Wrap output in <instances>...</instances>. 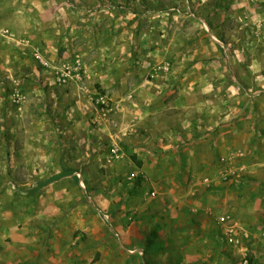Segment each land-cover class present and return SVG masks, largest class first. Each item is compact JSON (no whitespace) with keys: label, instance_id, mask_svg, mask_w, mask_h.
<instances>
[{"label":"rangeland","instance_id":"374dc122","mask_svg":"<svg viewBox=\"0 0 264 264\" xmlns=\"http://www.w3.org/2000/svg\"><path fill=\"white\" fill-rule=\"evenodd\" d=\"M60 2L49 18L40 9L20 12L1 30L13 54L0 68V263L15 249L11 233L23 238L30 226V254H17L24 248L15 240L16 263L59 256L55 264H264V253L253 251L264 246V0ZM115 19L129 30L126 53L155 65L142 61L111 99L84 70L111 47ZM157 114L165 129H192V140L175 134L180 153L156 151L153 136L146 142L161 129L148 124ZM227 127L239 128L235 139ZM197 140L207 153L181 152L202 150ZM142 159L148 172L137 165ZM102 194L108 222L121 215L144 233L105 263L101 252L82 250L87 234L72 226L94 214L79 208ZM168 214L181 222L151 218ZM142 215L152 220L145 229ZM246 216L258 217L253 235L238 222ZM66 219L80 238L56 254L50 241Z\"/></svg>","mask_w":264,"mask_h":264},{"label":"crops","instance_id":"0c3cea01","mask_svg":"<svg viewBox=\"0 0 264 264\" xmlns=\"http://www.w3.org/2000/svg\"><path fill=\"white\" fill-rule=\"evenodd\" d=\"M62 7V2L60 0H0V54L2 55L0 57V68L4 66V63H7L10 58V54H13V51L11 49H5L3 45L7 44L8 41H4L2 37L7 34V32L2 33V29L4 27L10 26L12 21L15 19H19L20 17V12H25L24 14L28 13L29 10H36L38 11L39 9L42 10V14L46 17H51L52 13L56 12V9L59 7ZM64 7V6H63ZM37 17V14H36ZM8 23V24H7ZM13 26V25H12ZM126 27V23H122L119 20H112L110 21V24L108 25L109 30L111 31V34L117 33L116 37L111 40V43L109 46L110 48H107V51L104 55H99L95 56L93 59L89 61L88 65V71L84 70V73H87V76H93L95 80H97L100 84L99 88L102 89L104 95L107 97H110L113 99V97L110 95L111 93L116 92L117 90L122 88V86H126V82L129 81V79H134L139 73L141 72L143 65L142 61L148 64H153L154 63L150 62V59L148 58L147 60L142 59V58H137V55H133L132 53H126V50L128 49L127 47V39L122 36L126 31H129L128 28ZM65 29V28H64ZM105 29V28H104ZM103 31V30H102ZM114 31V32H113ZM64 32V31H63ZM43 34L41 37H45L46 35L51 36L50 32H45L43 31ZM63 37V34H61ZM60 36V35H58ZM61 38V37H60ZM51 46H47V48H50ZM77 48V47H76ZM73 50H76L73 48ZM5 52H8V55H5ZM140 59V61L138 60ZM9 63V62H8ZM162 67V66H161ZM5 68V67H3ZM166 69H168V65L165 66ZM7 70L10 69V64L6 68ZM65 72L60 74V79L65 82ZM12 76V75H11ZM7 77H10L7 76ZM6 78V76L4 77ZM68 78V77H67ZM132 85V84H131ZM133 85H136L134 83ZM122 92H125L126 90H120ZM117 108L119 109L120 107H123V104L119 101V103H116ZM156 107L159 106L158 104L155 105ZM115 110V108L112 106L110 110ZM159 111H157L158 113ZM213 116V115H212ZM155 117V116H154ZM156 119V120H155ZM155 120V122H154ZM151 122V123H149ZM148 124H152V126H159L161 125L160 131H155L156 133H151V135H148L145 137L147 140L146 142H152V136L153 138L155 137V140L158 142V150L156 151H161L163 153H180L178 150H176L177 146H180L182 141L178 139V137L175 136L177 132H180L181 135L186 136V139L189 140L193 138L194 134L192 133V129H184V128H167L165 129L163 125H165L164 121L159 117L157 114V118H151L149 119ZM154 122V123H153ZM157 124V125H154ZM244 125V124H243ZM163 126V128H162ZM238 126V125H237ZM242 128H241V127ZM240 129L242 130L244 126L240 125ZM230 127H227L226 130H229V135L228 137L231 138H236L234 135L239 132V128L233 127L232 129H229ZM264 130V126H262ZM216 129V128H215ZM214 129V130H215ZM180 130V131H179ZM241 132V131H240ZM249 133V131H247ZM234 133V134H233ZM179 134V133H177ZM252 134V133H250ZM249 134V136H250ZM262 135V134H261ZM202 137L204 139V136H201L200 139L202 140ZM151 140V141H150ZM198 141V140H197ZM198 145L202 146V150H191L188 151L187 148L184 147V150L181 149V152L183 153H207V148L203 146V143H200V140L197 142ZM154 148V147H153ZM142 148H137L134 151L135 152H141ZM188 151V152H187ZM199 151V152H197ZM154 152V151H151ZM148 153V152H147ZM142 161H138L137 165H141V168L144 170L149 171V168H151L149 165H147V162L145 159H142ZM141 163V164H140ZM136 165V164H135ZM143 166V167H142ZM158 169H162V164L159 161L158 164ZM160 171H157V174H159ZM84 183L83 181L81 184ZM83 185V184H82ZM159 188V187H158ZM25 189V188H22ZM160 189V188H159ZM157 193V191L153 192ZM26 195V194H25ZM155 196V195H153ZM93 202L90 201L88 204L89 207L86 206V204H82L81 208H79L82 211H87L91 210L94 214L89 213V211L86 213V217L82 216L77 218V223H72V226L74 228H77L78 230H82L87 234V239L86 240H79L80 236L76 235V231L73 228H70L69 226L65 225L67 224L66 222L68 221L67 219L62 222L63 224L60 225L61 228H59L56 232H54V236L51 238V244L52 247L55 248L56 254L60 252L62 249H65L67 246L70 245L71 242H76L82 241V244L80 245L82 250L87 251L89 254L92 256L96 254V252H101L104 254L102 261L105 263V257L108 254H111L112 252H122L124 250V245H127L132 239V236L135 238H139L144 236V233L140 230V228H136V230L131 229L132 226L130 227L128 224L123 223L121 221V215L115 216L114 218V223L108 222L109 219H106L104 214L100 213L99 209H102L105 213H109V208H110V203L108 202V198L105 197L104 194L96 196L92 200ZM100 206L102 208H100ZM78 209V210H79ZM110 214V213H109ZM30 220H32V217H27ZM110 218H112V214H110ZM152 219H154V222L157 221H163L165 222H181L179 220V216L174 215V214H168L166 215L165 218H161L160 216H151ZM258 217L254 216H246L242 219H238L239 223H242L244 228L249 232L251 231V235L255 234L254 229L252 227L253 222L257 221ZM28 221V220H26ZM142 223L143 228L145 229V223H150L152 220L150 219L149 215H142ZM32 222V221H31ZM114 224V225H113ZM115 226V228H114ZM30 229L31 227L28 226ZM169 227V226H168ZM28 228V229H29ZM28 229L26 231H23L24 237L19 238V235L21 234V231H15L11 233L12 240L15 245L12 247H9L10 249L13 250L9 251L8 256L2 255V260L0 264H19L15 262L14 259L20 257L18 256L17 258L14 257V254L16 252V248H18V243H15V240H22V246L24 249L18 250L17 254H23V253H28L26 247L33 246V238L32 236H29L27 233ZM167 229V227H166ZM140 230V231H139ZM29 232V231H28ZM253 233V234H252ZM28 235V236H26ZM264 235V232H263ZM55 246H53V243ZM255 245V244H254ZM254 245L253 246L254 248ZM17 246V247H16ZM260 245H256V247L253 249L254 252L259 253L262 255L264 253V246L262 248L259 247ZM129 249V248H128ZM248 249V247H246ZM131 250H127L129 252ZM79 252V251H78ZM77 252V253H78ZM126 253V252H125ZM64 255V254H63ZM65 258V256H63ZM11 257V258H10ZM57 258L54 260L55 262H58V259L60 258L59 256H56ZM262 259V257L260 258ZM28 260H31L30 258ZM262 261V260H261ZM264 261V258H263ZM57 264V263H56ZM246 264V263H245Z\"/></svg>","mask_w":264,"mask_h":264},{"label":"built area","instance_id":"2783aa9c","mask_svg":"<svg viewBox=\"0 0 264 264\" xmlns=\"http://www.w3.org/2000/svg\"><path fill=\"white\" fill-rule=\"evenodd\" d=\"M0 36H1V33H0ZM36 55H37L38 59H40V61H41L42 63H44V65L47 64V63L44 61V59H43L39 54H36ZM64 75H65V77H67V76H68L67 72H65ZM64 81H66V79H65ZM113 153H118V149H117V148L113 149ZM153 195H155V193H153ZM99 210H100V209H99ZM99 212L102 213V214H104V216H105L106 219H109V218H110V214H109V213H105V212L102 211V210H100ZM231 240H233L232 237H231Z\"/></svg>","mask_w":264,"mask_h":264},{"label":"trees","instance_id":"16d2710c","mask_svg":"<svg viewBox=\"0 0 264 264\" xmlns=\"http://www.w3.org/2000/svg\"><path fill=\"white\" fill-rule=\"evenodd\" d=\"M133 158L136 159V156H133ZM140 164H141V163H140ZM51 180H52V179H50L49 181H40L38 184L41 185V186H43V185H48L49 182H50ZM19 191H20L21 193L26 194V195H32L33 192H35V189H21V190L19 189Z\"/></svg>","mask_w":264,"mask_h":264}]
</instances>
